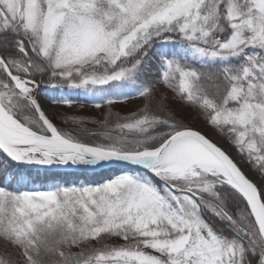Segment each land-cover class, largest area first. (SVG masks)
Segmentation results:
<instances>
[{
    "label": "snow or ice",
    "instance_id": "1",
    "mask_svg": "<svg viewBox=\"0 0 264 264\" xmlns=\"http://www.w3.org/2000/svg\"><path fill=\"white\" fill-rule=\"evenodd\" d=\"M0 264H264V0H0Z\"/></svg>",
    "mask_w": 264,
    "mask_h": 264
},
{
    "label": "rangeland",
    "instance_id": "2",
    "mask_svg": "<svg viewBox=\"0 0 264 264\" xmlns=\"http://www.w3.org/2000/svg\"><path fill=\"white\" fill-rule=\"evenodd\" d=\"M141 101H139L138 99H132V100H129V101H127L126 102V104H125V108L126 109H131V110H134L135 108H137L138 106H140L141 105ZM60 111H62V112H64V113H67V114H73V113H75L77 110L75 109V108H67V107H64V108H62ZM88 111L89 112H91L92 111V109L91 108H89L88 109ZM122 111V114H126L125 113V111H123V110H121ZM191 116L190 115H185L184 116V119H186V120H191ZM199 123V122H198ZM207 130V129H206ZM247 167V166H246Z\"/></svg>",
    "mask_w": 264,
    "mask_h": 264
},
{
    "label": "trees",
    "instance_id": "3",
    "mask_svg": "<svg viewBox=\"0 0 264 264\" xmlns=\"http://www.w3.org/2000/svg\"><path fill=\"white\" fill-rule=\"evenodd\" d=\"M134 110H135V109H134ZM27 175H28V174H27V172L25 171V172L23 173V176H24L25 178H27ZM32 178L35 180L37 186H40L41 184H45V183H48V182H49V181H47V180L45 179V175H44V173H41V172L39 173V176H37V173L33 171V173H32ZM66 179H68V180H74L75 177H69V176H67ZM81 179H83V178L81 177Z\"/></svg>",
    "mask_w": 264,
    "mask_h": 264
},
{
    "label": "water",
    "instance_id": "4",
    "mask_svg": "<svg viewBox=\"0 0 264 264\" xmlns=\"http://www.w3.org/2000/svg\"><path fill=\"white\" fill-rule=\"evenodd\" d=\"M34 172H35V171H34ZM41 173H43V172L41 171ZM69 177H74V176L69 175Z\"/></svg>",
    "mask_w": 264,
    "mask_h": 264
}]
</instances>
